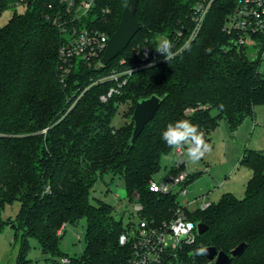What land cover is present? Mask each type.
Masks as SVG:
<instances>
[{
	"label": "trees",
	"instance_id": "16d2710c",
	"mask_svg": "<svg viewBox=\"0 0 264 264\" xmlns=\"http://www.w3.org/2000/svg\"><path fill=\"white\" fill-rule=\"evenodd\" d=\"M197 1L139 0L135 16L142 29L128 47L104 66L79 63L65 80L59 56L65 37L51 18L60 0H31L24 13L15 12L0 25V214L7 204L20 202L15 218L0 219V229L12 224L20 233L16 264H33L31 237L39 241L47 263L69 256L60 249L59 231L82 219L86 245L81 257L69 256L72 264H131L132 246L121 244L120 236L132 222L124 223L117 205L92 201L98 179L123 178L126 199L143 207L137 212L142 220H170L179 193L150 189L163 157L174 150L162 139L167 124L188 119L209 143L222 118L235 130L264 105L262 53L249 57L247 47L234 43L223 28L236 0H215L197 36L169 64L155 50L159 36L170 39L174 51L184 45ZM127 2L102 0L107 11L91 21L111 36ZM8 5L0 0V15ZM144 47L152 52L147 66L139 52ZM113 73L122 75L109 78ZM125 79L117 93L101 99ZM152 95L162 99L161 105L132 144L134 108ZM122 104H129L124 116L131 121L116 125ZM241 163L252 170L244 198L225 192L206 210L189 211L191 219L209 227L179 250L174 263L214 264L195 250L215 246L230 253L247 242L232 264H264V151L245 150Z\"/></svg>",
	"mask_w": 264,
	"mask_h": 264
},
{
	"label": "built area",
	"instance_id": "2783aa9c",
	"mask_svg": "<svg viewBox=\"0 0 264 264\" xmlns=\"http://www.w3.org/2000/svg\"><path fill=\"white\" fill-rule=\"evenodd\" d=\"M31 0H16L17 4H28ZM102 0H60L62 5L52 15V20L64 34V42L60 47V68L61 78H65L79 64L88 66H104L101 59L108 46L110 35L108 31L100 27L94 20L100 18L107 9L102 8ZM215 0H198L193 9L194 27L183 46L176 49V53L186 48L197 36L202 28L206 17ZM49 7H53L52 4ZM100 14V15H99ZM224 30L232 36L234 43L246 46L247 39L256 41L257 52L261 54L263 63L264 51V0H236L233 12L227 18ZM174 48L175 44L173 43ZM142 58V66L152 63V52L149 48L139 50ZM261 63V71L264 72ZM128 72H131L129 70ZM127 73V71L125 72ZM122 73H113L111 79L119 80ZM123 82H118L117 87H112L107 94L101 95L103 101H107L114 93L119 91ZM176 153L181 154L174 149ZM179 171L168 172L165 179L158 181L153 179L150 189L155 192H175L179 188V195L187 194L186 185L189 178L194 174H202L209 171L207 164L200 162L193 164L191 161L180 160L174 165ZM136 198L138 195L136 194ZM128 204H131L127 200ZM136 212L142 210L139 202H132ZM207 194L197 195L193 198H185L179 201L175 216L170 220L161 223H153L139 218L136 225L133 221L120 236L121 244H131L133 255L131 264H175L174 258L184 246L196 241L198 221L191 219L189 211L206 210L212 205ZM193 208L191 209V207ZM121 211V206L117 205ZM128 222V223H129ZM64 234V230L59 231ZM81 238V235H78ZM47 264H72L69 256H63L58 260H50Z\"/></svg>",
	"mask_w": 264,
	"mask_h": 264
},
{
	"label": "rangeland",
	"instance_id": "374dc122",
	"mask_svg": "<svg viewBox=\"0 0 264 264\" xmlns=\"http://www.w3.org/2000/svg\"><path fill=\"white\" fill-rule=\"evenodd\" d=\"M27 9L25 4H10L0 15V25H5L15 12L24 13ZM248 55H256V41L247 39ZM264 67V58H263ZM129 111V104H122L120 114L116 117V125L130 122L131 118L124 112ZM216 113V112H214ZM211 150L199 161L202 165L207 164L209 171L202 173L186 185L187 194H180L178 199L183 202L185 198H193L197 195L208 194L213 202L219 201L225 192L233 191L239 198H244L248 180L252 176V170L241 163L245 150L264 151V105L255 107L254 116L246 117L241 124L232 130L226 118H222L217 128L209 136ZM190 162L184 153H176L174 150L163 157L162 168L155 179H165L169 170L180 160ZM175 192H179L176 188ZM94 203L99 200L112 205H120V217L123 214L124 223L133 221L139 223V216L133 203L128 204L126 199V187L123 178L111 174L99 178L91 192ZM193 206L191 207V209ZM20 202L15 201L7 204L0 214V219L8 221L17 216ZM130 224V223H129ZM81 235V238L78 235ZM18 235V236H17ZM86 220L82 219L77 224H67L60 240V249L70 257L82 256L86 245ZM28 258L33 264H47L46 257L39 241L31 237ZM20 248V233L12 224H4L0 229V264H16L17 254ZM175 264H178L175 262Z\"/></svg>",
	"mask_w": 264,
	"mask_h": 264
},
{
	"label": "water",
	"instance_id": "95a60500",
	"mask_svg": "<svg viewBox=\"0 0 264 264\" xmlns=\"http://www.w3.org/2000/svg\"><path fill=\"white\" fill-rule=\"evenodd\" d=\"M9 4H15L16 0H7ZM139 0H128L122 18L117 30L111 35L108 46L101 59L104 65L110 63L121 52H123L131 43L133 38L142 29L141 24L136 19V11ZM162 99L157 95L139 100L134 108L133 120L134 129L132 132L131 143L134 144L142 133L146 124L154 117L155 113L161 105ZM208 225L203 222L198 223L199 234L204 233L208 229ZM247 242H241L234 247L230 253L218 250L215 246H208L206 257L213 261L214 264H232L233 258H237L243 254L247 248Z\"/></svg>",
	"mask_w": 264,
	"mask_h": 264
},
{
	"label": "clouds",
	"instance_id": "9594fccd",
	"mask_svg": "<svg viewBox=\"0 0 264 264\" xmlns=\"http://www.w3.org/2000/svg\"><path fill=\"white\" fill-rule=\"evenodd\" d=\"M155 50L168 64L177 55L173 42L166 36L158 37ZM162 139L170 148L183 152L193 164L198 163L211 150L204 134L188 119L168 123L162 132ZM207 251L206 247L200 246L195 250V254L206 255Z\"/></svg>",
	"mask_w": 264,
	"mask_h": 264
},
{
	"label": "crops",
	"instance_id": "0c3cea01",
	"mask_svg": "<svg viewBox=\"0 0 264 264\" xmlns=\"http://www.w3.org/2000/svg\"><path fill=\"white\" fill-rule=\"evenodd\" d=\"M184 160V159H183ZM174 166V165H173ZM230 192H233V191H230ZM234 193V192H233ZM235 194V193H234ZM208 195V194H207ZM209 197V196H208ZM210 199V198H209ZM211 200V199H210Z\"/></svg>",
	"mask_w": 264,
	"mask_h": 264
}]
</instances>
